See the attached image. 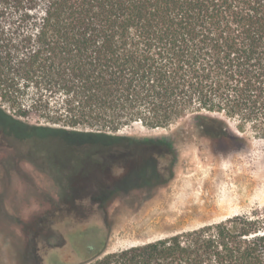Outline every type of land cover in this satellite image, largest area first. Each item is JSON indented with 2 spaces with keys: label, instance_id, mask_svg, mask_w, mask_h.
Instances as JSON below:
<instances>
[{
  "label": "trees",
  "instance_id": "16d2710c",
  "mask_svg": "<svg viewBox=\"0 0 264 264\" xmlns=\"http://www.w3.org/2000/svg\"><path fill=\"white\" fill-rule=\"evenodd\" d=\"M32 114L44 134L27 135L61 144L44 151L83 197L138 156H170V138L116 134L127 125L191 116L201 136L231 144L215 151H236L232 118L264 136V0H0V127ZM97 264H264V207Z\"/></svg>",
  "mask_w": 264,
  "mask_h": 264
},
{
  "label": "rangeland",
  "instance_id": "374dc122",
  "mask_svg": "<svg viewBox=\"0 0 264 264\" xmlns=\"http://www.w3.org/2000/svg\"><path fill=\"white\" fill-rule=\"evenodd\" d=\"M23 121L0 127V264H97L105 254L264 207V136L238 117L231 127L244 139L228 153L214 147L231 144L201 136L191 116L166 127H122L116 134L140 141L170 138V156H138L88 197L44 151L61 153V144L29 137L43 136L44 120Z\"/></svg>",
  "mask_w": 264,
  "mask_h": 264
}]
</instances>
